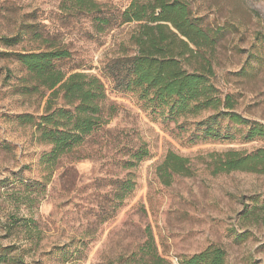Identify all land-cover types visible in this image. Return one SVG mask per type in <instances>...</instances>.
Instances as JSON below:
<instances>
[{
    "label": "rangeland",
    "instance_id": "374dc122",
    "mask_svg": "<svg viewBox=\"0 0 264 264\" xmlns=\"http://www.w3.org/2000/svg\"><path fill=\"white\" fill-rule=\"evenodd\" d=\"M96 1L116 15L133 0ZM192 8L217 37L204 51L220 97H232L235 113L264 127V0H192ZM24 25L51 43L30 33L5 47L1 39ZM95 25L72 0H0V264H155L145 246L151 238L158 264H181L211 246L226 251V264H264V175L213 167V155L255 153L264 137L249 140L251 126L211 120L213 111L181 116L117 89L107 65L133 54L137 26L99 34ZM47 45L71 53L57 63L66 75L96 76L107 95L103 125L52 171L42 163L52 146L18 120L41 117L47 98L23 93L31 82L16 55ZM141 148L149 155L138 162ZM169 153L188 159L192 174L167 186L158 169Z\"/></svg>",
    "mask_w": 264,
    "mask_h": 264
},
{
    "label": "trees",
    "instance_id": "16d2710c",
    "mask_svg": "<svg viewBox=\"0 0 264 264\" xmlns=\"http://www.w3.org/2000/svg\"><path fill=\"white\" fill-rule=\"evenodd\" d=\"M72 2L79 12L94 16V28L99 34L112 31L115 26L136 24L130 38L133 54L123 51L107 65L117 89L139 95L148 107H168L171 113L181 116H200L213 111L216 115L211 120L223 117L236 125L251 126L249 140L264 137V127L235 113L232 97H220L213 84L214 68L206 52L215 49L217 37L211 35L212 30L196 16L192 0H133L128 8L116 15L109 11L106 14L103 8L107 7L96 0ZM24 26L15 37L2 38L3 45L14 47L21 42L23 35L30 33L34 41L41 38L43 44L51 43V39L42 37L32 25ZM16 57L31 82V86L24 87L23 93H36L42 100L47 98L41 117L23 115L18 120L22 125L36 127L39 140L52 146L51 152L42 158V163L52 171L60 158L83 145L85 138L103 125L106 88L96 76L85 73L66 75L57 63L70 58L71 53L55 45H47L43 51L20 53ZM59 99L62 101L60 106L56 103ZM214 130L209 126L207 136L213 137ZM148 155V151L141 148L134 158L142 162ZM213 157L216 174L247 172L264 175V149L252 154L228 151ZM188 163V159L169 153L158 169L163 183L169 186L176 175L191 176ZM145 246L158 264L161 259H158L154 239L151 238ZM226 263V251L215 246L181 262Z\"/></svg>",
    "mask_w": 264,
    "mask_h": 264
}]
</instances>
